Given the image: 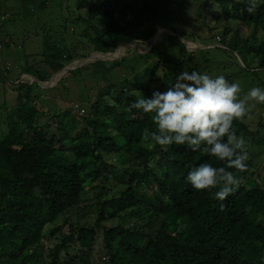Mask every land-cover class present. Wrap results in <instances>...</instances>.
I'll list each match as a JSON object with an SVG mask.
<instances>
[{"label":"trees","instance_id":"16d2710c","mask_svg":"<svg viewBox=\"0 0 264 264\" xmlns=\"http://www.w3.org/2000/svg\"><path fill=\"white\" fill-rule=\"evenodd\" d=\"M54 1L35 0L33 6L43 10ZM120 1L76 0L77 9L84 11L74 21L55 17L42 38L44 48L36 53L39 58L23 68L38 80L12 82L20 92V107L7 112V129L0 130V264H264L262 164H252L249 157L247 171L228 169L241 184L226 200L218 201L214 198L218 189L196 191L186 177L200 164L220 167L223 162L187 145L173 143L166 151L150 146L142 135L145 129L155 130L152 114L126 110L137 96L152 98L154 91L166 92L163 88L172 87L180 74L177 69L185 66L189 72L204 73L203 66L194 63L195 55L172 68L168 63L180 59L172 60L160 50V43L132 57L130 67L123 57L69 69L63 79L85 67L89 74L96 70L97 79L117 66L130 71L122 81L99 88L92 100L87 91L91 102L87 116L54 109L58 133L46 131L51 117L44 121L36 101L40 90L52 92L55 87H43L41 82L93 51H114L125 41L149 40L157 33L153 18L159 0H134L128 7ZM216 2L222 12L213 11L209 0H181L174 18L189 12V24L193 20L213 24L208 26L215 39L221 35L223 49L264 57V0L253 14L246 11V0ZM62 5L58 8L69 9ZM172 36L184 51L185 42ZM3 46L9 44L4 41ZM203 65L215 77L207 58ZM0 71L9 78V69ZM83 107L78 105V110ZM233 126L248 142V152L256 154L254 131L244 120ZM150 160L155 167H148ZM91 162L93 173L86 172ZM83 174L98 182L94 203L86 197ZM45 237L54 243L45 245Z\"/></svg>","mask_w":264,"mask_h":264},{"label":"rangeland","instance_id":"374dc122","mask_svg":"<svg viewBox=\"0 0 264 264\" xmlns=\"http://www.w3.org/2000/svg\"><path fill=\"white\" fill-rule=\"evenodd\" d=\"M159 1L160 9L157 16L153 18L158 25V30L149 40L133 39L123 42L114 51H93L83 59L72 61L67 65L66 69L84 66L86 63L91 64L98 59H107L109 63H113L116 60L120 61L123 57L126 58L127 66L130 67L129 61L132 57L136 58L141 54L148 53L153 46L159 47L161 43L160 50L162 52L170 56L172 60H175V56L180 59L178 60L179 62L176 60L175 62L168 63V65H172V68L179 64H184L181 59L185 60L195 55L194 63L203 66L202 71L204 73L208 74L206 67L203 65L207 58L209 60L210 71L214 72L215 77L223 75L230 83L238 82L242 89L241 98L252 87H259L264 90V57H256L252 53L240 54L241 50L234 52L223 49L226 47L221 42V35H217L215 39L210 26H208H212L213 24L205 25L201 24V22L199 24L196 20H193L189 24V18L191 17L189 12H183L180 15L177 13L179 16L174 18L181 0ZM34 2L35 0H0V11L4 13L0 18V23L8 18L5 21L8 30L2 28L1 33L6 35L4 36L5 43L9 44V46L4 47V50L0 49V70L9 69L11 71L7 79L0 71V130L3 131L8 126L6 120L7 112L10 111L12 113L20 107L18 103L20 92L12 86V82L17 83L19 81H15L17 78H21L20 81L24 83H32L38 80L34 74L24 73L23 68H25L27 61L34 63V59L39 58L36 56V53L41 52L42 48H44L42 38L46 36L45 32L48 30L46 28L53 25L55 17H59L65 21H69V17H71V20L74 21L80 15L79 13L84 11V9H77L76 0H55L54 3H51L48 8L43 10L34 9ZM133 2L134 0L120 1L121 4H124V7L133 5ZM60 3H63L64 8L69 6V9H59ZM182 19H186V21H182ZM199 19L203 20L202 18ZM184 30L186 31V36L182 34ZM210 34H212L213 37L211 39L213 40L209 39L208 36ZM246 34L243 30L242 35L245 36ZM171 35H175L185 42L186 49L184 51L180 49L178 40L175 37L169 38ZM79 39L75 35V40L79 41ZM239 47L241 48V46ZM6 50L9 51L8 57L5 55ZM249 50L248 48L243 49V51ZM33 52L35 54H32V57L27 59V55ZM109 54L112 55L108 56ZM127 66L126 68H123V66L111 68L109 69L110 73L98 75L101 79H97L94 76L96 70H94V74H89L87 67L77 69L67 79H63L67 75V71L64 69L59 71V73H55L49 80L41 82L43 87H47L46 85L55 87L52 92L45 89L40 90V99L36 101L44 117V121L48 117H51L49 121L50 127L46 130L48 134L51 132L58 133L57 125L53 123L52 118L54 116V109L56 111L70 109L72 112L75 111L87 116L91 109V102L87 100V91L90 93V99H94V95L98 94L99 88H106L110 81H122L124 73L129 74L130 70ZM100 70L104 71L103 69ZM184 71H186L185 66L177 69V73ZM132 75L133 72L129 76ZM105 76L107 80H105ZM62 79L63 81L60 82ZM163 89L167 91L169 86ZM72 104L73 108L71 107ZM82 104L84 107L79 111L78 105L82 107ZM244 124L254 131L256 140H258L257 144H255L257 153L250 152L249 157L252 158V164H262L260 166V172L262 173L260 181L264 185V104L255 103V106L251 108L249 116L245 117ZM78 128H81V126ZM112 158L115 160L114 157ZM94 171L95 166L91 162L86 168V172L93 173ZM83 180L86 197L89 202L94 203L97 200L96 193L99 191V187H97L98 182L94 177H89L88 174H83ZM90 216H93V214H90ZM54 241L55 239H51L50 237H45L43 240L47 246L52 245Z\"/></svg>","mask_w":264,"mask_h":264},{"label":"clouds","instance_id":"9594fccd","mask_svg":"<svg viewBox=\"0 0 264 264\" xmlns=\"http://www.w3.org/2000/svg\"><path fill=\"white\" fill-rule=\"evenodd\" d=\"M209 3L213 11H223L216 0H209ZM259 4L260 0H246V11L255 13ZM228 8L231 9L232 4ZM241 92L238 82L230 83L223 75L213 77L197 70H186L166 92L154 91L152 98L137 96L126 110L152 114L155 130L145 129L142 135L150 146L158 145L166 151L173 143L187 145L193 152L203 151L217 162H223L225 166L220 167L200 164L186 177L196 191L218 189L214 198L222 202L241 184V179L228 169L247 171L249 159L248 142L237 135L234 121H243L249 116L255 103L264 104L261 88L252 87L242 98ZM148 167H155V162L150 160ZM220 207L223 210V203Z\"/></svg>","mask_w":264,"mask_h":264},{"label":"crops","instance_id":"0c3cea01","mask_svg":"<svg viewBox=\"0 0 264 264\" xmlns=\"http://www.w3.org/2000/svg\"><path fill=\"white\" fill-rule=\"evenodd\" d=\"M3 14H4V13H3L2 11H0V18H1V16H3ZM7 19H8V18H7ZM7 19H6V20H7ZM6 20H3V25H2V26L0 25V26H1V27H0V30H1L2 28H5V30H8V28H7L6 24H5V21H6ZM4 36H6V35L0 33V37L3 38V39L0 38V39H2V41L0 42V49H2V50H4V46H3V42L5 41V40H4V38H5ZM8 52H9V51H7V50L5 51V53H6L5 55H6V56H7ZM7 57H8V56H7Z\"/></svg>","mask_w":264,"mask_h":264},{"label":"water","instance_id":"95a60500","mask_svg":"<svg viewBox=\"0 0 264 264\" xmlns=\"http://www.w3.org/2000/svg\"><path fill=\"white\" fill-rule=\"evenodd\" d=\"M73 67H75V66H73ZM70 68H72V67H69V68H67V69L65 68V69H66L65 71H68Z\"/></svg>","mask_w":264,"mask_h":264}]
</instances>
